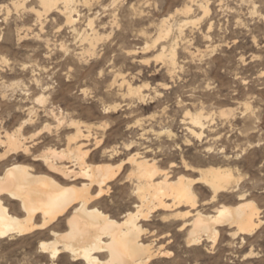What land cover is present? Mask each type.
I'll return each instance as SVG.
<instances>
[{
	"label": "rangeland",
	"instance_id": "374dc122",
	"mask_svg": "<svg viewBox=\"0 0 264 264\" xmlns=\"http://www.w3.org/2000/svg\"><path fill=\"white\" fill-rule=\"evenodd\" d=\"M37 1L27 0V3L39 7ZM189 1L122 0L118 13L123 23L128 21L124 15L127 14L129 5L135 4L138 9L145 11L146 18L155 21L154 24H136L124 32L116 29L110 38L100 43L99 51L103 53L108 50L111 40L118 37L115 41H119V46H116L118 52H109V59L115 60V69L126 74L134 85L144 86V93L150 96L147 104H135V112L130 114L123 102L118 112L100 114L104 104L122 101L113 92L97 96L100 82L113 78L108 72L104 73L100 82L89 78L80 84L90 92L85 100H80L78 88L69 93V83L65 81L53 83L54 93L51 97L69 111L78 106L73 114L83 121L100 122L104 116H110V124L98 134L103 141L99 146L95 145L94 136L89 141L85 140L86 148L90 149L89 161L97 164L108 161L103 150L117 146L121 152L112 159L111 163L114 165L125 159L128 153L141 151L148 158H155L163 168L174 163V175L183 169L181 156L196 167L230 166L241 176L240 188L233 193H222L215 201H207L212 191L202 184H196L201 205L199 209L206 214L215 215V208L219 204L236 205L240 191L246 194L245 198L254 199L261 208L263 223L253 234L231 237L230 229L219 224V236L214 245L203 237L201 243L191 246L186 241L191 226L181 228L177 220L163 221L159 216L161 211H155L150 219H139V224L148 229V235L142 236L141 240L146 244L154 240L156 247L163 246L171 255H160L149 264H264V0H202L208 1L210 6L209 14L205 16L202 10L194 6L193 16L202 19L196 26L185 27L183 41L181 38L176 39L178 68L172 78L164 62L156 58L163 45L170 47V43L174 42L172 38L161 40L149 51H144L143 48L156 39V25L163 16L173 13ZM111 2L112 0H100L101 4L98 6H109ZM82 9L85 13L86 10ZM6 16L7 20L4 19ZM44 20L43 36L48 35L55 43L65 40L75 46L74 34L64 25V19L57 11L50 13ZM30 25H34L30 12L18 11L12 5V0H0V57L6 58L10 65L3 66V70L0 68L3 76L0 82L6 81L5 85L17 78L28 82L29 77H26L28 75L23 71V65L38 63L47 67L54 66L45 55L48 49L43 41L33 37L18 40L17 28ZM59 27L62 29L59 30ZM143 27L149 29L146 35L140 30ZM173 34L178 35L176 31ZM187 41L193 51H199L197 57H191L185 50ZM127 50L137 51L135 59L125 55ZM64 58L66 59L61 57L59 61H65ZM143 58H148L149 62L143 63ZM95 62V59L89 60L85 65L86 69L93 66L96 72L98 66ZM5 85L0 83V126L3 127L2 131L13 132L28 118L27 107L35 106L41 113V105L35 101L40 90L31 85ZM223 108H233L234 115L221 117L219 111ZM188 110L191 113L203 110L206 115L213 114L200 138L192 137L186 130L189 118H185V112ZM248 127L252 129L248 130ZM42 128L43 123L36 121L25 124L22 129L25 137L35 135L32 140L35 149H41L43 141L51 138ZM168 130L174 133V139L180 148H170L172 139ZM68 132H73V129L61 130L53 144L65 148ZM186 138L191 140L189 144L184 142ZM259 139H263V144L258 145ZM132 140L134 143L131 150H125L123 142ZM4 148V145H0V153L4 152ZM207 148L212 150L207 151ZM16 161L30 164L35 173L42 170L39 162L22 156H18ZM2 164L3 161L0 160V173ZM121 168L116 177L109 181L110 190L100 203L105 212L119 221L124 220L127 211L135 210L136 202L131 193V182L126 178L129 164ZM182 172L192 177L198 176L197 172ZM8 205L12 214L23 215L17 203L10 201ZM70 213L67 211L50 226L32 233L1 237L0 264H85L82 260L72 258L67 252L53 259L41 248L42 241L52 240L51 230H67V217ZM36 220H40V215H37Z\"/></svg>",
	"mask_w": 264,
	"mask_h": 264
},
{
	"label": "bare ground",
	"instance_id": "6f19581e",
	"mask_svg": "<svg viewBox=\"0 0 264 264\" xmlns=\"http://www.w3.org/2000/svg\"><path fill=\"white\" fill-rule=\"evenodd\" d=\"M121 1L112 0L109 6H98L100 0H38L39 7H36L35 4L28 5L27 0H12V5L18 11L30 12L34 21V25L17 28L18 40L33 37L43 41L48 49L45 55L54 66L47 67L38 63L31 66L23 65V71L28 75L26 77H29L28 82L22 78H17L8 85H5L4 80L0 82L5 86L31 85L37 88L40 92L37 93L35 101L41 105V113L35 106L27 107L28 118L13 132L2 131L3 127L0 126V145L5 147L4 152L0 153V160L3 161L0 173V238L26 235L37 229L46 228L68 211L71 213L67 217V230L63 232L51 230L52 240L41 243V248L53 259L67 252L72 258L82 260L85 264H149L158 256L171 253L164 250L163 246L156 247L154 240L147 244L141 240L142 236L148 235V229L139 224V219H150L155 211H161L159 216L163 221L177 220L181 228L191 226L186 239L190 246L201 243L203 237L212 241L214 245L219 236V224L230 229L231 237L253 234L263 223L261 208L254 199L245 198L246 194L243 191L238 192L236 205L227 206L222 203L216 206L215 215L206 214L199 209L201 205L196 184H202L212 191L207 201H215L222 193H233L240 188L241 176L232 167L225 165L196 167L181 156L182 171L197 172L198 176L192 177L182 171L174 175L176 171L173 169L174 163L168 168H163L155 158H148L147 154L141 151L128 153L125 159L114 165L111 163L112 159L121 152L117 146L103 150L109 158L108 161L93 163L89 161L90 149L86 148L85 140L89 141L94 136L95 145L99 146L103 141L102 138L99 139L98 134L108 127L110 116H104L100 122L83 121L73 114V111L78 110V106L69 111L51 97L54 93L53 83L65 81L69 83V93L72 89L78 88L80 100H85L90 92L80 84L89 78L100 82L102 80L100 78L108 72L113 78L100 82L97 96L113 92L122 101L104 104L100 114L118 112L123 102L130 114L135 112V104H147L150 96L144 93V86L134 85L126 74L115 69V60L109 59V52L114 54L117 51L119 41L118 43L115 41L118 37L111 40L106 52L99 51L100 43L110 38L116 29L124 32L136 24L155 22L152 18L145 17L143 9L130 4L127 14L124 15L128 21L123 20L127 22L123 23L118 13ZM194 6L203 11V16L209 14L208 1L190 0L173 13L163 16L156 25V39L143 48L144 51H149L161 40L172 38L174 42L170 43V47L163 45L156 55L157 60L164 62L172 78L178 68L176 39L181 38L183 41L185 27L196 26L202 19L193 16ZM82 8L86 10L85 13ZM54 11L63 17L64 25L74 34L75 46L65 40L55 43L48 35H42L45 32L44 18ZM182 16L184 18H181ZM4 19L7 20L8 17ZM61 29L62 27H59V30ZM140 30L146 35L149 29L143 27ZM174 31L177 36H174ZM120 35L118 36L122 37L124 34ZM185 50L193 58L199 55V51L196 53L191 49L188 41ZM125 55L135 59L137 51L127 50ZM61 57H66L65 61H59ZM91 59L97 61L95 62L98 66L97 73L94 72L93 66L87 69L85 67ZM142 62L147 63L149 59L143 58ZM7 65L10 66L8 60L0 57V68ZM247 107L250 109L248 103ZM185 115L186 119L189 118L186 130L196 138L204 135L207 122L213 116L206 115L203 110L196 113L188 110ZM219 115L230 117L234 115V109L223 108ZM36 121H41L43 123L41 130H46L51 136L48 141H43L41 149H35L32 142L35 135L25 137L22 133L25 124ZM63 129H73V132L66 134L67 146L59 148L53 142ZM249 129L252 128L248 127ZM168 133L172 139L170 148L172 150L180 148L174 139V133L171 130H168ZM262 140L257 141L258 145L263 144ZM184 142L189 144L191 140L186 138ZM133 143V140L123 142L124 149L131 150ZM211 150L207 148V151ZM18 156L39 162L42 170L35 173L30 164L16 161ZM125 164H129L130 167L126 178L131 182V193L135 196L136 202L135 210L127 211L124 220L119 221L105 212L100 203L110 190L109 181L116 177ZM10 201L19 205L23 212L22 216L11 213L8 205ZM37 215H40L39 221L36 220Z\"/></svg>",
	"mask_w": 264,
	"mask_h": 264
},
{
	"label": "snow or ice",
	"instance_id": "6c2138e0",
	"mask_svg": "<svg viewBox=\"0 0 264 264\" xmlns=\"http://www.w3.org/2000/svg\"><path fill=\"white\" fill-rule=\"evenodd\" d=\"M168 255H171V253H168Z\"/></svg>",
	"mask_w": 264,
	"mask_h": 264
}]
</instances>
